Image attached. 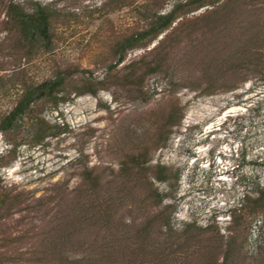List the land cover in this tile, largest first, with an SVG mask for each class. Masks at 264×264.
Masks as SVG:
<instances>
[{"label": "rangeland", "instance_id": "1", "mask_svg": "<svg viewBox=\"0 0 264 264\" xmlns=\"http://www.w3.org/2000/svg\"><path fill=\"white\" fill-rule=\"evenodd\" d=\"M131 1L0 0V117L14 105L8 92L25 74L55 79L60 71L68 77V89L84 91H72L57 107L41 106L39 112L53 127L42 142L33 140L28 126L11 141L0 133V185L12 190L0 208V264H12L5 259L8 251L49 249L72 231L77 238L67 245L73 258L102 257L124 245L125 232L134 245L135 227L148 222L155 240L159 231L171 232L168 241L161 239L164 248H191L190 262L205 263L219 256L220 243L213 234L188 226H213L229 236L235 213L245 220L244 229L235 232L240 243L245 241L240 264H264V206L254 212L245 200L248 193L257 195L258 184L264 187V78L252 74L247 81L237 80L254 68L252 53L264 52V0L228 8L213 19L201 18L212 7L180 14L159 39L129 49L119 62L117 42L145 25L139 22L140 5L154 0ZM187 1L167 0L162 12ZM11 2L29 12L41 3L77 17L58 24L52 53L29 60L17 31L6 24ZM105 3L111 4L100 11ZM254 15L257 24L248 25ZM166 35L163 49L154 53ZM231 35L241 40L235 43ZM157 54L165 59L162 71L136 85L124 78L131 66L142 75ZM205 57L219 59L223 68H203ZM203 72L216 76V92L205 94L195 85ZM87 82L98 92L88 90ZM169 110L182 120L164 136ZM134 154L143 156L145 168L130 166L132 174L125 177L123 164ZM158 166L169 169L164 180L157 179ZM86 167L100 177L101 191L94 199L79 186ZM153 189L163 196L160 205ZM99 206L112 214L108 222L97 214ZM160 213L169 222L155 221ZM147 241L150 246L154 240Z\"/></svg>", "mask_w": 264, "mask_h": 264}, {"label": "trees", "instance_id": "2", "mask_svg": "<svg viewBox=\"0 0 264 264\" xmlns=\"http://www.w3.org/2000/svg\"><path fill=\"white\" fill-rule=\"evenodd\" d=\"M166 1L167 0H154L149 4L140 5L141 17L139 22H144L145 25L141 28L139 27L135 29L129 35H126L123 39H120L117 42L115 48L121 55L119 62L125 60L126 52L129 49L137 47L146 48L155 40L159 39V37L180 17V14H187L204 7H212L207 9L201 15V18L213 19L214 16H222V13L225 12V10L229 11L227 10L228 8L231 10L236 7H241L242 4H248V2L252 0H188L186 3L176 5L171 12L163 13L162 9L164 8ZM253 1L251 3H253ZM135 2L138 1L133 0L130 2V5ZM108 3L103 4L99 10H106L107 6H110L111 4ZM255 10L258 11V9ZM7 15L8 21L6 24L8 25V29L10 31H17L19 36L18 41L21 44L20 47L25 51L29 60L36 59L41 55L52 53L56 48V32L58 24L65 20L70 21L77 17V15L71 13L68 15L61 13L54 10L51 6L43 5L41 3H36L33 11L29 12L22 4L15 2H11L8 5ZM257 16L258 15H254V19L251 18L248 25L255 26V24H257ZM232 37L233 36L231 35L230 38L233 41L234 39ZM169 38L170 35L164 36L153 52L159 53ZM240 40V38H237L234 42L237 43ZM225 44L229 47L232 42L227 41ZM257 50L258 51H256L257 53L255 55L252 53L254 61H251V64L254 68L249 71L250 73H240V75L237 76L238 81H247L256 74H259L264 78V52L262 48H258ZM159 55L157 54V57L151 62L145 63V70L142 75H138L136 71L134 72L133 70H135V68L134 66H131L130 72H128L124 78L127 81H130L131 84L136 85L140 84V82L142 83V80L148 74L162 71L165 59ZM201 60L203 68L209 70L223 68V63L222 61H219V59L215 58L213 60L212 58L205 57ZM241 66L242 68L246 67V64H242ZM116 67L117 64L112 65L111 70H114ZM247 67H249V65H247ZM211 72H208L209 74L203 72L204 74L199 75L197 78V83H194L198 88L202 89L205 94L216 92L220 86V84L217 83L216 76L211 75ZM57 73L58 75L55 79L51 77L40 80L25 74L14 82L12 89L8 92V95L13 97L14 105L9 112L4 113L0 117V133L4 134L7 140H13L14 136L16 137L23 128L28 126L33 129L32 137L34 141H44L50 136L53 127L46 121L42 113L39 112L41 106L50 105L57 107L61 102L68 100L67 95L71 94L72 91L81 90L78 91V94L84 92L81 88H74L72 91L68 89V77L60 71H57ZM1 79L0 76V80ZM102 84L103 83H99V85ZM85 86L93 93L98 92V89L94 87L95 85L93 82H87L85 83ZM181 120L182 116H178L175 110H169L163 118L162 133L165 134L164 136H168L172 128L179 124ZM142 157V155L134 154L125 161L121 170L122 175L130 177L132 169H144L145 165ZM130 166L132 169H130ZM168 171L169 169L167 167L158 166L157 179L164 180L167 178L166 175ZM79 186L81 191L87 192L92 199L99 195L101 191V181L100 177L96 174L95 169L86 167L81 172ZM256 193L257 195L255 196H252L249 193L245 195V200L251 202L254 212L264 206V187H261V185L258 184L256 187ZM11 194L12 190L5 189L0 185V208ZM152 198L156 199L159 205L163 202V196L157 189H153ZM97 211V214L100 217L102 216L101 218L106 222L111 219L112 214L108 209L99 206ZM157 220L166 222L168 216L164 213H160L155 216V221ZM160 221L159 226L162 223H160ZM244 221L243 215L235 213L233 215L232 226H230L231 234L229 236L221 234L218 228L213 226H209L204 230L195 227V225H189L188 229L190 230L195 228L197 231L199 230L200 232L204 231L213 234V240L220 243L218 249H221V252L219 256L216 255L214 258L211 257L210 260H207L205 263H203L204 261H200V263L197 264H240L244 253L245 241L240 243L235 232H239L241 228L244 229ZM151 225L152 224L148 222L147 224H141V226L138 225L135 227V243L132 246H130V243L128 242L130 241V232H125L124 236L128 239L124 241V245L111 247L107 254L102 257L80 256L78 258H73L68 250V245L75 243L74 240H76L77 237L75 236L74 231H72L70 234H68L69 232L64 233L62 235L64 236L63 238L52 241L53 243H51L49 249H42L41 251L32 250L27 252L8 251L6 254L8 255L10 253L11 255L7 258L5 257V259L12 264H169L170 262V264H194V261L192 263L190 261L195 255V251H192L191 248L183 251L164 248L162 244L163 240L161 241V239H164L165 236L168 241V239L171 238V232L164 233L161 230L159 231L158 239L155 240L154 234L151 235ZM71 226L72 225H70V227ZM177 235L176 232L172 237ZM21 238H23V236ZM20 240L23 239H19L18 241ZM147 240H150V242L152 240L154 241L151 242V245L149 246L147 245ZM185 240H187V238ZM178 246H180V244H177V247ZM36 255L38 256V259L33 258H36Z\"/></svg>", "mask_w": 264, "mask_h": 264}]
</instances>
